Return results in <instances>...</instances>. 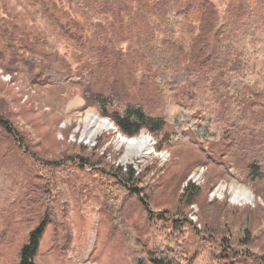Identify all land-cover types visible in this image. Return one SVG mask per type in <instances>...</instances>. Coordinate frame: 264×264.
I'll return each mask as SVG.
<instances>
[{"label":"trees","instance_id":"obj_1","mask_svg":"<svg viewBox=\"0 0 264 264\" xmlns=\"http://www.w3.org/2000/svg\"><path fill=\"white\" fill-rule=\"evenodd\" d=\"M38 1L47 19L79 46L81 54L72 70L54 65L51 53L35 48L33 42L20 41V62L31 81L77 86L85 105L95 107L125 136L144 129L161 134L170 144L196 146L210 161L216 160L219 144L228 173L235 174L231 160L239 156L247 162L242 180L264 183V8L256 10L253 21L238 25L219 19L211 0ZM62 1L73 4L77 15L56 14ZM193 21L197 33L185 44L179 33ZM120 41L128 42L125 51L116 48ZM128 59L150 76L162 101L161 116L149 115L132 100L127 81L113 77ZM135 73L142 74L139 69ZM0 129L22 145L21 135L1 111ZM80 162L87 165V159ZM99 175V212L101 223L108 224L107 244L120 238L132 264H233L238 254L230 238L250 244L264 231L260 206L247 207L237 224L231 223L233 211L220 222L210 221L203 212L198 228L185 211L200 193L191 181L173 209L155 212L149 184L139 185L141 174L131 165L112 164ZM216 203L210 201L204 209ZM219 204L212 211H222L224 204ZM131 208L138 212L136 220L130 216ZM46 224L42 217L28 232L16 264H38L35 257ZM5 238L2 224L0 244Z\"/></svg>","mask_w":264,"mask_h":264},{"label":"rangeland","instance_id":"obj_2","mask_svg":"<svg viewBox=\"0 0 264 264\" xmlns=\"http://www.w3.org/2000/svg\"><path fill=\"white\" fill-rule=\"evenodd\" d=\"M211 2L219 19L238 25L253 21L256 10L264 8V0ZM41 3L0 0V111L23 140L17 146V139L0 129V226L3 224L6 230V238L0 244V264H16L20 246L42 217L47 224L35 257L38 264H132L120 238L107 244L108 224L101 223L99 170L112 164L131 165L141 174L139 185L149 184L147 190L155 212L173 209L188 181L197 185V202L185 211L198 228L202 227L203 212L210 221L216 218L220 222L226 212L233 211L231 223L237 224L247 207L264 209V183L242 180L247 162L239 156L231 160L235 174L228 173V161L220 157L224 150L219 144L215 145L216 160L210 161L196 146L186 142L170 144L163 141L161 134L155 136L142 129L131 137L148 135L154 152L143 160L124 159L126 147L119 143V135H125L95 107L85 105L77 86L31 81L20 62V41L33 42L35 48L51 53L54 65L72 70L79 65L81 54L79 46L64 37L43 14ZM64 11L68 16L77 15L73 4L58 2L55 13L64 15ZM197 26L193 21L179 33L185 44L197 33ZM127 43L120 41L116 48L125 51ZM128 60L113 77L127 81L132 100L140 103L149 115L161 116L162 101L150 76L134 60ZM136 69L142 74L135 73ZM88 114L111 124L91 141L82 137L83 119ZM80 158L87 159V165L80 166ZM91 163L98 164L90 166ZM231 185L248 188L253 200L234 201ZM220 187L222 191H218ZM210 201L217 203L211 210L204 209ZM219 203L224 204L222 211H212ZM129 213H133V220L137 219L136 210L131 208ZM229 242L238 254L233 264H264V231L250 244H241L233 237Z\"/></svg>","mask_w":264,"mask_h":264},{"label":"bare ground","instance_id":"obj_3","mask_svg":"<svg viewBox=\"0 0 264 264\" xmlns=\"http://www.w3.org/2000/svg\"><path fill=\"white\" fill-rule=\"evenodd\" d=\"M111 124L105 119H100L95 115L88 114L83 119L82 137L87 141H91L98 132L104 129L110 128ZM119 143L125 145L124 159L138 158L143 160L147 158L153 151V144L148 135H139L136 137H122L119 135ZM233 200H244L250 202L253 200L252 193L246 187H240L238 185L230 186ZM218 191H222V187L218 188Z\"/></svg>","mask_w":264,"mask_h":264}]
</instances>
